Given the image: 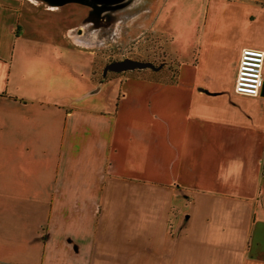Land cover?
I'll return each instance as SVG.
<instances>
[{
	"label": "crops",
	"instance_id": "crops-1",
	"mask_svg": "<svg viewBox=\"0 0 264 264\" xmlns=\"http://www.w3.org/2000/svg\"><path fill=\"white\" fill-rule=\"evenodd\" d=\"M178 6L163 84L97 80L64 0H0V264H264V95L234 90L264 0Z\"/></svg>",
	"mask_w": 264,
	"mask_h": 264
},
{
	"label": "rangeland",
	"instance_id": "rangeland-1",
	"mask_svg": "<svg viewBox=\"0 0 264 264\" xmlns=\"http://www.w3.org/2000/svg\"><path fill=\"white\" fill-rule=\"evenodd\" d=\"M75 1L78 6L64 0L62 32L71 24L73 12L74 23H82L81 46L95 52L94 76L99 81L109 76L176 77L180 62L170 51L169 36L160 29L172 25L180 34L203 19L201 12L193 15L180 8L181 0Z\"/></svg>",
	"mask_w": 264,
	"mask_h": 264
},
{
	"label": "built area",
	"instance_id": "built-area-1",
	"mask_svg": "<svg viewBox=\"0 0 264 264\" xmlns=\"http://www.w3.org/2000/svg\"><path fill=\"white\" fill-rule=\"evenodd\" d=\"M264 85V49L245 47L240 52L235 92L259 97Z\"/></svg>",
	"mask_w": 264,
	"mask_h": 264
},
{
	"label": "trees",
	"instance_id": "trees-1",
	"mask_svg": "<svg viewBox=\"0 0 264 264\" xmlns=\"http://www.w3.org/2000/svg\"><path fill=\"white\" fill-rule=\"evenodd\" d=\"M178 73H179V70L177 71V76L176 77H166V78H164L163 76H162V78L161 77L160 78L159 77L158 78H143L142 77V79L143 80L157 81V82L163 83V84H174V83L178 82ZM113 78H116V77H114V76H112V77L109 76L108 77V79H113ZM138 78H140V77H138ZM100 81H102V80H100Z\"/></svg>",
	"mask_w": 264,
	"mask_h": 264
},
{
	"label": "water",
	"instance_id": "water-1",
	"mask_svg": "<svg viewBox=\"0 0 264 264\" xmlns=\"http://www.w3.org/2000/svg\"><path fill=\"white\" fill-rule=\"evenodd\" d=\"M261 94L264 95V85H263Z\"/></svg>",
	"mask_w": 264,
	"mask_h": 264
}]
</instances>
